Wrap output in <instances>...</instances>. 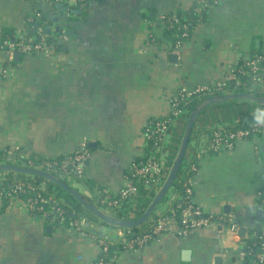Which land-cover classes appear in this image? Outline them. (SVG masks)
Listing matches in <instances>:
<instances>
[{"label":"crops","instance_id":"crops-1","mask_svg":"<svg viewBox=\"0 0 264 264\" xmlns=\"http://www.w3.org/2000/svg\"><path fill=\"white\" fill-rule=\"evenodd\" d=\"M211 1L205 20L196 24L174 58L161 16L189 11L194 0H90L83 8L73 7L80 12L71 18L55 0H0V41L22 35L35 12L66 36L46 53L21 54L19 60L0 50V71L6 70L0 73V150L17 146L26 156L55 159L88 142L91 157L84 173L70 175L68 181L63 175L64 181L106 215L139 218L142 214L136 216L135 210L145 213L150 205L144 199L122 212L100 208L97 198L103 189L114 195L122 189L131 164L144 151L149 120L168 115L180 89L214 84L237 61L264 54V0ZM258 86L248 95L264 98V81ZM208 101L198 108L189 152L214 127L234 126L264 112V102L253 98L223 105ZM188 119H177L168 133L166 160L176 158ZM195 159L199 172L192 179V202L229 215L245 229L244 235L257 234L264 227L258 204L264 190V132L238 141L232 151ZM183 161H190L188 153ZM0 164L21 166L15 156ZM171 196L142 223L143 231L181 199L179 190ZM61 201L79 205L75 221L81 228L75 221L53 225L0 196V264H94L99 234L84 225V218L114 245L128 234L126 227L100 222L66 191ZM122 213L128 218L118 215ZM245 251V240L232 237L225 227L200 228L184 236L174 228L139 249L120 248L114 264H248Z\"/></svg>","mask_w":264,"mask_h":264},{"label":"built area","instance_id":"built-area-1","mask_svg":"<svg viewBox=\"0 0 264 264\" xmlns=\"http://www.w3.org/2000/svg\"><path fill=\"white\" fill-rule=\"evenodd\" d=\"M57 3H63L67 15L69 10L73 7L83 8L90 0H55ZM211 0H195V12L202 16L211 6ZM181 10H175L170 15L161 16V23L166 28L174 27L177 31V40L175 43L169 42L167 45L170 53L179 55L184 43L190 39L188 25L181 24ZM37 17L44 18L40 12H35ZM33 18H27L26 29L22 35L18 37H5L0 42V50L5 51L12 57L15 53L21 54H43L53 49L55 45L52 43L50 35H47L44 26L37 27L33 30L31 24ZM57 25H52L50 28L53 31H58ZM52 40L57 41L65 38L64 32L58 31L57 34H52ZM152 38V35H150ZM153 45L156 43L153 42ZM3 69L0 73H5ZM264 81V54H254L246 56L242 60L237 61L233 67L228 71L226 76L211 85L198 86L193 90L185 88L180 91L171 100V111L168 114L172 117L174 123L181 117H188L186 110L183 107H178V102H174L176 97L191 95L207 91L209 89H216L223 94L245 93L253 94L256 92L258 85ZM169 120L157 123L154 131L158 137L156 140V147L148 154L143 151L141 156L147 155L145 160L137 161V158L131 164L129 171L125 175V182L122 189L116 194H112L108 190H101L99 192L97 202L100 208L107 210H119L126 205L136 206L135 200L141 191V185L146 189H155L158 192L164 185L170 170L172 168L175 158L171 161L165 159V149L167 145ZM150 131V129H148ZM260 132H264V112L255 114V119L252 122L244 121L242 126L238 129H231L229 125H220L211 129L208 133H204L196 141L193 151L188 152L190 161L185 164L188 165L189 175L184 183L186 196L181 198L180 202L172 206V209L167 214H161L155 221V225L151 233L136 236L131 238H123L121 243L123 249L136 250L151 241L159 239L165 233L171 232L174 228L182 236L189 234L191 231L208 228L217 229L219 227L226 228L228 233L237 240H245L246 251L245 255L249 257L250 264H264V244L262 250L256 254H252V249L247 245V241L257 236L244 235L241 237V225L229 215H216L205 210L202 206L192 202L191 196L193 193L192 179L193 176L199 172V163L196 161V156L201 158L203 156L221 154L232 151L236 143L243 139L255 138ZM146 134V133H145ZM187 154V153H186ZM4 161H8L11 156H15L20 167H27L42 170L50 173V167H59V171L63 175H82L84 173L85 165L91 157V152L88 142H84L81 148L75 153L64 157L60 161L47 160L42 162H35L28 158L19 147H14L12 150H5L0 153ZM186 156V155H185ZM140 157V156H139ZM18 166V165H17ZM33 193L34 196H29ZM0 196L9 202V204H19L24 207L29 213L36 214L43 218L46 222L53 225H60L68 222L66 217V209L60 204L59 200L53 194H49L42 184H33L21 179L0 178ZM259 198L264 201V191L259 193ZM104 207V208H103ZM264 214V210H263ZM75 226L81 228L75 221ZM264 238V232L259 235ZM99 243L100 254L94 264H114L115 255L107 257L111 247L114 245L108 239L95 236ZM248 261V259H247Z\"/></svg>","mask_w":264,"mask_h":264},{"label":"trees","instance_id":"trees-1","mask_svg":"<svg viewBox=\"0 0 264 264\" xmlns=\"http://www.w3.org/2000/svg\"><path fill=\"white\" fill-rule=\"evenodd\" d=\"M72 8L69 10V17H76V13L72 12ZM180 12V11H179ZM182 18H181V24L182 23H186L188 25V32L191 33L193 31V29L195 28L196 24L200 21H204L205 20V14H203L202 16L198 15L195 12V6L193 5L189 11L186 12H180ZM170 15V14H167ZM32 16L33 20L31 22V24H29V26H32V29H35L37 27L40 26H44L45 29H49V31L47 32V35H50L51 41L52 43L56 46V41L54 42V40H52L54 38V36L52 37V34H57L58 31H53L48 27H51V23L50 21H48L45 18H40L37 17L36 14H32L30 15ZM11 35V34H10ZM177 31L174 27H168L164 30V34L163 36L169 40V42H173L175 43L177 40ZM12 38V36H9ZM14 38V37H13ZM2 41V40H1ZM0 41V42H1ZM259 54V53H256ZM223 93L221 91H218L216 89H209L207 91H203L194 95H191L189 97H185V96H178L176 97V99L174 100V102H178V107H183L186 110L187 116L189 117L194 111H196L201 105H203L205 102H207L210 99H220L219 97H223ZM227 102V101H226ZM226 102H222L221 100L215 102V104L217 105H223L226 104ZM233 102V101H231ZM255 119V114L253 115H249L245 118H243L241 121H239L237 124H235L234 126H229L231 129L235 130L238 129L242 126V124L244 123V121H248V122H252ZM165 120H169V128H168V133L171 131L174 123H172L173 119L172 117H169L168 115L166 116H162V117H156V118H151L149 120V123L147 124V126L145 127V133H146V144L143 148L144 152H146L147 154L154 150L156 147V140H157V133L154 131L155 127L157 126V123L163 122ZM150 129V131L148 130ZM3 151L0 150V153H2ZM34 160L35 162H42V161H47V160H53V158H46V157H41V156H25L24 160H28V158ZM147 157V155L144 156H140L137 158V161H141V160H145ZM64 157H58L55 158L56 161H60L61 159H63ZM0 162H1V156H0ZM188 166V165H187ZM185 167V164H182L177 176L173 182V185L171 186V188H174V190H179L180 194H181V198H184L186 196L185 193V187H184V183L187 179V176L189 175L188 167ZM50 173L52 175L55 174H61L60 178L62 177V179L64 180L63 173H61L59 171V167H50ZM9 174V175H8ZM8 176H3V178H11L13 179L10 175H17V178H20L23 181H27L33 184H41L44 183L46 184V191L51 193V192H55L56 194V198L59 200L60 204L63 205V207L66 209V217L68 219V224L72 223L75 221V218H77V214L78 213V208L79 205H75V204H69L66 205L61 201V194L64 192V190L55 182L45 179L41 176H37V175H30V174H24V173H18L15 171H8ZM75 176V174H73ZM29 176V178H28ZM79 176V175H78ZM26 177V178H25ZM27 179V180H26ZM141 187V191L139 196L135 199L137 202H140V200H146L147 205L151 204V202L153 201V199L156 196V190L155 189H146L143 187V185L140 186ZM57 190V191H56ZM264 191V190H263ZM29 196H34L33 193H29ZM167 195L163 198L162 202L165 201ZM181 200V199H180ZM180 200L176 201L173 203V205H176L177 203L180 202ZM258 204L260 205V207L262 208V210H264V201L262 198H258ZM123 212V211H122ZM136 216H139L142 213V211H136ZM120 217L123 218H128V214L126 213H122L118 214ZM159 218V217H158ZM155 223H153L152 227L149 230H144L145 228V224H141L139 226H135V227H126L128 234L126 235L127 238H131V237H136V236H143L146 234L151 233L152 228L154 227ZM264 232V227L257 233V236L254 238H251L247 241V245L252 249V254H256L262 250V246L264 244V238H260L259 235H261ZM123 248V244L121 243V241H119L116 245H113L109 251V253L106 255L107 257H112L114 256L117 251L119 249ZM248 259V264H250L249 262V257H247Z\"/></svg>","mask_w":264,"mask_h":264},{"label":"water","instance_id":"water-1","mask_svg":"<svg viewBox=\"0 0 264 264\" xmlns=\"http://www.w3.org/2000/svg\"><path fill=\"white\" fill-rule=\"evenodd\" d=\"M57 6L59 8H64L63 3H61V2H58ZM72 12L78 13V12H80V10L79 9H73ZM48 31H49V29H46V32H48ZM58 31L62 32L63 30H62V28H58ZM173 57L176 58V55H173ZM14 58H15V60H19L21 58V53H19V52L15 53ZM235 98H253L256 101L264 102V98H258V97L251 96V95L244 94V93L227 94V95H224L220 100L225 102L227 100H231V99H235ZM217 99L218 98L210 99L208 101V103L216 102ZM199 112H200V109H197L196 111H194L189 116L187 126H186V132H185L184 138L182 140L181 148H180V150H179V152H178V154H177V156L173 162L172 168L170 170V173H169L163 187L158 191L155 198L153 199V201L151 202V204L149 205V207L145 211V213H143L137 219H132V220L131 219H118V218L104 214L101 210L97 209L95 206L86 202L83 199L82 195L77 190H75V188L72 185L65 182L62 178L55 177L51 173H48V172H45L42 170H38V169H33V168L20 167V166L13 165V164H0V172L15 171L18 173L37 175V176H41L45 179L51 180V181L55 182L56 184H58L69 195H71L72 198L75 201H77L78 203H80L86 210L93 213L100 220V222H103V223H106L109 225H113V226H117V227H135V226H138V225L142 224L143 222H145L151 216V214L154 212L156 207L162 202L163 198L167 195L169 189L173 185V182L177 176V173H178V171H179V169L183 163L184 157L187 153V149H188V145L190 142L193 127H194V124H195V121H196V118H197ZM81 222H82V219H81ZM84 225H86L87 227H91L93 232H95L96 234L104 236V234L101 231H98L97 229H95V225L93 223H90V221L87 218L86 219L84 218ZM240 232H241V235H244L246 231H245V229H241Z\"/></svg>","mask_w":264,"mask_h":264},{"label":"rangeland","instance_id":"rangeland-1","mask_svg":"<svg viewBox=\"0 0 264 264\" xmlns=\"http://www.w3.org/2000/svg\"><path fill=\"white\" fill-rule=\"evenodd\" d=\"M195 1V0H194ZM183 10V9H182ZM189 151L187 150V153H188ZM1 160H4V159H2L1 158ZM182 164H185L184 163V161H183V163ZM8 174V171H4V172H0V178L1 177H3V176H8L7 175ZM13 179H20V178H17L18 176L17 175H10ZM62 176V175H61ZM26 178V177H25ZM28 178H29V176H28ZM69 178H70V175H68V176H66V178H65V180L66 181H68L69 180ZM27 180V179H26ZM65 181V182H66ZM45 188H46V184H44V183H41ZM57 191V190H56ZM174 191H176L177 192V190H174V188H171L170 189V191H169V193L167 194V197H166V199H165V201L168 199V197L170 196V199H171V195H172V193L174 192ZM49 193V192H48ZM49 194H53L54 196H56V194H55V192L53 193V192H51V193H49ZM164 201V202H165ZM130 205H126L125 207H122L121 209H119V211H124V212H127L128 211V208L127 207H129ZM104 208V207H103ZM127 208V209H126ZM105 209V208H104ZM169 209V205H166V207H165V212H167V210ZM172 209V206H170V210ZM39 218H41V217H39ZM100 225V224H99ZM98 225V226H99ZM102 226V225H101ZM103 228V231L104 232H106V233H109V228L107 227V226H102Z\"/></svg>","mask_w":264,"mask_h":264}]
</instances>
